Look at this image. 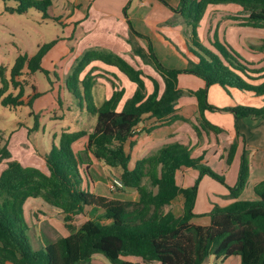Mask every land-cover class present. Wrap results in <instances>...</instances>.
I'll return each mask as SVG.
<instances>
[{"label": "trees", "instance_id": "1", "mask_svg": "<svg viewBox=\"0 0 264 264\" xmlns=\"http://www.w3.org/2000/svg\"><path fill=\"white\" fill-rule=\"evenodd\" d=\"M14 1L17 7L7 11L25 13L30 8L46 12L52 0H3ZM176 13L190 20L188 33L194 59L187 57L184 68H168L158 58L152 40L136 32L129 21L131 35L148 42L147 50L140 46L133 53L146 65H151L164 83L153 82V92L148 94L143 72L136 69L122 56L107 50H88L73 68L68 81H78L80 75L94 62L117 68L136 85L133 95L126 99L121 109L125 89L113 84V93L91 112L97 116L94 131L64 133L60 149L44 157L47 173L24 166L12 159L5 146L0 149V162L7 160L0 174V264H87L96 255L104 256L111 264H207L211 257L227 260L241 258V264H264V181L254 188L256 201L238 199L250 176L247 151L241 157L239 176L232 196L236 199L227 207H216L210 213V225H196L191 220L198 215L195 205L199 183L204 175L224 180L215 173L203 158L192 157L189 145L173 143L157 153L140 159L130 168L131 154L126 144L134 137L136 128L146 117L153 118L159 126L171 125L188 119L175 115V107L184 91L179 88V76L193 75L205 82V88L189 91L198 100L197 124L191 122L199 137L202 133L219 135L221 127L206 118V112H230L236 120L237 139L228 149L227 163L231 164L243 134L238 128L240 119H264V41L257 49L250 47L253 55L263 54L259 61L241 55L226 39L215 33L214 40L206 43L198 35V27L209 6L235 4L243 14L231 18L239 27L264 30V0H180L174 9L166 0H159ZM126 12V11H125ZM131 42V41H130ZM55 42L44 45L32 57L21 55L11 70L10 77L0 68V107L20 106L25 93L24 82L18 79L25 67L29 73L44 72L42 61ZM69 85V82H68ZM221 87L231 96V90L262 98L261 106L237 105L220 109L209 102V89ZM13 87L17 95L9 94ZM35 89V87H33ZM34 95L30 103L37 97ZM88 136L85 150L75 152L72 145ZM244 138V137H243ZM62 140V141H63ZM245 141V138L243 139ZM246 142V141H245ZM9 144V143H8ZM93 156L109 168L118 171L121 192L134 189L138 201L123 200L90 191L83 185L80 166ZM89 165V164H88ZM183 169L200 171L195 185L183 188L176 182V173ZM84 172L88 177L87 169ZM91 178V177H90ZM90 180V179H89ZM183 197V209L177 216L167 210L178 197ZM40 198L50 206L61 210L65 226L71 234L33 250L29 241V226L24 217V205L28 199ZM93 213L80 227L77 217ZM127 258L142 261H130Z\"/></svg>", "mask_w": 264, "mask_h": 264}, {"label": "rangeland", "instance_id": "2", "mask_svg": "<svg viewBox=\"0 0 264 264\" xmlns=\"http://www.w3.org/2000/svg\"><path fill=\"white\" fill-rule=\"evenodd\" d=\"M110 1L113 0H99L98 6H117L115 3L111 4ZM142 1L145 0L127 1L125 7H127L126 10L129 17L141 18L146 14L148 9L151 8L150 3H146L144 5L142 4ZM96 4L97 1L94 4L92 3L91 6L96 8ZM77 5V0H52V5L46 9L45 13L36 8H30L25 13H16L7 11L8 7H17L18 4L16 2H5L0 0V68L6 70V75L8 78L10 77L11 70L19 56L28 55L32 57L44 45L55 42V45L47 52V55H45L46 58L42 63L44 72L37 71L31 74L29 73L27 67H25L23 75L18 79L20 82L23 81L25 86V93L21 98L23 104L20 106L0 107V149H2L5 146L6 141H8L9 144L7 143V148L12 154V159L19 161L24 166H32L40 169L42 168L43 170L48 171L46 164L42 159H44V157L47 155H53L56 149H60L62 143L65 144V141L62 139L64 133H76L81 131H85L88 134L92 133L97 122V116L93 114L91 110L95 106L99 107L105 101V90L101 88L103 87L102 85L95 84V77L91 72H83L80 75L79 83L75 80L68 81V78L73 72L74 66L77 64V61L81 59L83 54L88 50L100 49L95 47V42H98L101 39H106L105 32L104 34L100 33L101 30L94 32V30H91L90 28L87 29L85 25L84 27L86 29H84L83 26H79L75 33L72 32L74 27L73 23H75L76 20L80 18L79 13L83 11V7L85 5L90 6V3L86 2V0H81L80 4L78 6ZM165 8L171 10V8L168 6ZM73 10L74 13L68 17V13L72 12ZM210 13L211 14L208 19L204 21L201 31L203 33L202 40H205L206 43L208 42L207 37L212 39V41L214 40L215 33H218L220 38H223L224 34V37L226 38V36H228L229 30L234 29L232 28L233 26H238V24L234 23L231 18L243 14L242 10L238 9L237 7L216 8ZM179 20L181 23L184 22L182 25V36L185 37L188 47L181 46L182 44L177 42L175 36L173 34H169V32L166 34V37L168 38V41L172 43V48H170L168 42L165 43L163 41L159 43L154 38V40L157 42L155 43L157 44V47H165L163 56L169 54V51L167 50L168 47L171 49V51L173 50V52L175 51L176 54L178 53L181 56L192 46V42L188 35V33L191 31L189 26L190 20L188 18H185L181 15V13H179L169 20H166L165 26H167V28H174L177 26L176 24L180 22ZM87 21L88 24L91 23V19H88ZM216 24H218V26ZM128 26L130 27L129 24ZM237 29L240 30V39H238L239 48H241L243 44L249 45L252 43L255 44L257 46L256 48L258 49L263 44L264 30L243 28ZM234 33L235 32H230V34ZM130 41L133 45V48L138 46L137 41L136 43L133 41V39H130ZM238 47L235 49L241 55L247 57ZM243 50L248 53L250 52L248 51L247 47ZM133 54L134 53L132 52L130 53V57L132 56V62H136V67L140 68V70L143 72L144 79H147L146 81H151L150 78L153 77L148 74L149 71L146 67L150 69L154 68L151 65L146 66V64H144L142 61L137 60ZM158 58L161 61L159 56ZM254 58H257L258 60L262 57L259 55ZM175 62V65H181L180 61L175 60ZM99 71V75L105 78L108 83H110V86L113 85L112 82H115L112 78L113 76H110L106 71ZM153 76L156 77L155 75ZM158 78L162 84V79L160 77ZM117 82L119 83V81ZM115 84L117 83L115 82ZM192 85L195 84L193 83ZM33 87H35V89ZM130 90L131 87L128 86L127 91ZM220 90L215 88L213 91H211L213 100L217 101L216 107L220 109L231 107L229 97L224 95L225 93L220 92ZM10 93L17 95L18 90H15L13 87H11L9 94ZM36 94L38 96L30 103ZM184 94L188 95V92H185ZM221 113L225 115H222ZM215 114L216 116L213 115L211 118V121L213 122L227 123L228 119H230V112L219 110L216 111ZM223 116L226 117L222 118ZM231 119L232 126L230 128L226 124H224L226 128L224 126L222 127V140H224L226 144L229 139V135L234 134V120L233 118ZM188 120L191 124V119ZM195 120L193 118V122ZM249 121H251V119H249ZM246 124L249 128H251L249 132H251L252 136H254L256 139H260L263 136L262 129L254 128L255 126L252 122ZM239 140L243 143V147L241 148L242 153L241 156L238 157V161L237 158L235 159L234 157V163L232 162L231 164H228L227 161L225 162L224 160H221V155L219 156L216 154V150L213 149V151H208L207 154L201 156L203 158L202 162L204 164L208 165L218 175L224 177L223 181L207 174L202 177L199 183V188L201 186L202 190L200 197L202 199L203 205L206 207L211 205L212 209L209 212L204 210V212L198 214L200 215L199 217L202 218L200 219L201 221H204V217L208 216L206 214L210 213L216 207H223L225 205V207H227L230 205L225 204L227 201L234 202L236 200L232 196V189L236 187L239 171L236 178L233 177L234 172L239 168L240 159L245 151H247L249 154L253 150L252 147L247 146L242 137H239ZM87 141L88 136L81 138L72 145V149L77 153L84 151ZM226 149H228V147H226ZM84 157L86 158V162L89 163L91 159L88 160V156L86 155ZM201 157L193 158L199 159ZM213 157L216 158L214 163L210 162L209 160ZM6 163L7 160L0 162V174L5 169ZM106 168L110 170L113 175H116V172H118L114 168ZM80 169V173L84 179L83 185L92 189L91 179L85 174V168H83V165L80 166ZM91 171L95 177V181L99 180L101 184L108 186L109 190L113 194V197L117 199H124L128 197L133 198V196H135L137 193L136 190H134L133 193L125 195L122 192H118L117 189L112 188L111 185L113 179L106 180L104 177L106 171L102 168H96ZM196 172H198V176L195 182L200 178V171L196 170ZM205 177H207L208 182L204 181ZM262 181H264V178ZM260 182L261 181L258 177L255 175H250L248 183L238 199H240L242 195L241 200H258V197L254 194V188ZM222 189L225 191L224 193L219 192L222 191ZM105 190L107 189L105 188ZM97 192L98 194L111 195V193L108 191H103V193H100L99 188H97ZM209 193H212V197L209 195ZM213 198L217 199L214 200ZM210 202H213V204ZM172 210L176 213V215L181 213L178 199L175 201ZM92 216L93 213L88 211L87 215L77 217L75 226L77 228L80 227ZM24 217L29 226L28 235L30 245L33 250H37L42 246L47 245L48 243L61 237H65L71 233V231H69V229H67L64 224L61 211L50 206L40 198L29 199L25 203ZM127 260L138 261L142 263L140 259L127 258ZM221 263L219 262V264ZM224 263L241 264V258L239 256H234L231 259H227ZM87 264L111 263L104 256L96 255Z\"/></svg>", "mask_w": 264, "mask_h": 264}, {"label": "crops", "instance_id": "3", "mask_svg": "<svg viewBox=\"0 0 264 264\" xmlns=\"http://www.w3.org/2000/svg\"><path fill=\"white\" fill-rule=\"evenodd\" d=\"M81 0H77L78 5L80 4ZM97 1L96 4V8L92 7V3L94 4ZM98 1L99 0H86V2L90 3V6H84L83 7V11L79 13L80 18L78 20H76L75 23H73L74 27H73V31L75 33L76 29L79 26H83L84 25L87 27V29H91L94 30V32L96 31H100V33L104 34V32L106 33V39H101L98 42H95V47L96 48H100L101 50H107V51H112L120 56H122L123 58H125L131 65H133L136 69V62H132L131 57H130V53H133V45L130 42V39H133V41H137L138 46H140L141 48L147 50L148 47V43L146 42L145 39L143 38H139L138 36H133L131 35V29L128 26L129 21L132 23L133 28L136 32L143 34L145 36H148L154 45V50L156 51L157 55L160 57L162 63L168 67V68H184L187 65V57L194 59V56L189 52V50L186 53H183V55H179L178 53L176 54L175 51L173 52V50L171 51L170 48L173 47L172 43L168 41V38L166 37V34H173L175 36V39L177 42H179L180 44H182L181 46H186L188 47V43L187 41H185V37L182 36V25L183 23H181V21L179 23H177L174 28H167V26H165V21L169 20L170 18H172L173 16L178 15L179 13L173 11L172 9L169 10L168 8H165L166 6L159 0H148V1H142V4H146V3H150L151 8L148 9V11L146 12L145 15H143L141 18H131L129 17V15L127 14V10L125 7L126 3L128 0H118V1H110L111 4L115 3L117 4L116 7H104L103 5L98 6ZM171 1V2H170ZM167 2H169L170 6L174 9H177L179 7V3L180 0H167ZM77 5V6H78ZM221 7H237L238 9L242 10L241 7H239L238 5L235 4H230V5H215V6H209L205 16L203 17L200 26L198 28V33L200 36V39L203 38V33L202 28L204 25V21L206 19H208V17L210 16V12L213 9L216 8H221ZM104 10V11H101ZM93 11V12H92ZM126 11V12H125ZM74 13V10L72 12L68 13V17L71 16ZM241 15V14H240ZM91 19V23L88 24L87 20ZM234 21V20H232ZM234 23H237V21H234ZM135 25V26H134ZM218 26V24H216ZM232 28L234 29H230L228 32V36H226V39L235 47L237 48L238 45V39H240V30H238L237 28L241 29H253V28H249V27H239V26H233ZM84 29H86L84 27ZM191 29V27H190ZM255 30V29H253ZM259 30V29H257ZM214 32V31H213ZM230 32H235L234 34H230ZM237 33V34H236ZM218 34V33H217ZM152 37H151V36ZM214 35V34H213ZM136 38V39H134ZM154 38L159 42H165L170 45V48L168 47L167 50L169 51V54H167L164 58L163 56V51L165 47H157V43ZM209 40V37H207ZM220 38V37H219ZM223 38L224 34H223ZM222 37L220 38V40L223 39ZM185 41V42H184ZM205 41V40H203ZM186 43V44H185ZM255 44L250 43L249 45L247 44H243L241 46V49L244 54L247 56V58L249 60H255V61H259L260 59L257 60V57L259 55H261V57H263V54H258V55H253L251 52H246L243 49H245L246 47L248 48V51L250 50V47L253 46ZM172 46V47H171ZM184 50V49H183ZM171 52V53H170ZM135 56V58L139 61H142L141 58L135 54H133ZM46 58V56L43 58ZM164 58V59H163ZM175 60H178L181 62V65H175L176 62ZM42 61V63H43ZM143 62V61H142ZM144 63V62H143ZM149 66V65H146ZM145 66V67H146ZM173 66V67H170ZM176 66V67H175ZM147 70L149 71L148 74L151 75V77H153V79L157 80L160 83L161 86V92L163 91L164 88V83L158 80L160 77L159 74L154 70V69H150L148 67H146ZM106 71L110 76H113L112 78L114 79V81L117 83L116 85L118 86L119 89L124 88L125 89V95L124 98L119 106V109L122 108L124 102L126 101L127 98L131 97L136 89V85L132 82H129L128 78L122 74L117 68L115 67H111V66H107L101 62H94L92 63L89 67H87L85 69V73H92L95 77V84H100L102 85L104 90H105V100L109 99L113 93V85H109L110 83H108V81L103 78L102 76L99 75L100 71ZM85 75V74H84ZM153 75H155L156 77H154ZM108 76V75H107ZM97 77V79H96ZM111 78V77H110ZM161 78V77H160ZM184 78V79H183ZM162 79V78H161ZM145 83H146V88H147V93L150 94L153 92L154 86H153V82L152 81H146L147 79H144ZM119 81V83L117 82ZM163 81V80H162ZM114 82V83H115ZM195 85H192V84ZM130 86L131 90L127 91V87ZM179 88L182 91L185 92H189V91H197L201 88H205V82L200 79L197 78L193 75H188V74H182L179 76ZM222 89L219 86H212L209 89V102L211 104H213L214 106H217V101L213 100L212 98V93L211 91H213V89ZM220 92L225 93L224 95H227L229 97V102H230V106H237V105H248V106H261L263 104L262 98L259 97H255L252 94H245V93H241L236 89H232L231 90V96L228 95L223 89L220 90ZM236 97V99H235ZM175 115H178L180 117H183L185 119H191V121L193 122V118L196 120L193 122L194 124H197V118L199 116V108H198V100L195 96L193 95H187L184 94L178 101L176 107H175ZM222 115H225L223 113H221ZM216 116L215 112H211V111H207L206 112V118L213 124L219 126V127H225L224 124H226L229 128L232 126V119L234 120L233 122V131L234 134H230L229 135V139L227 141V145L224 140H222V135L223 134H219V135H215V134H207L205 132L202 133V136L199 137L197 135V133L195 132V130L193 129L192 124L188 123V122H184L182 120H178L175 123L171 124V125H160L157 123V121L153 118H149L146 117L145 120L136 128V133L134 135V137L126 144V149L130 152L131 154V162H130V168L133 169L136 165V162L140 159L149 157L155 153H157L161 148H163L166 145L169 144H173V143H181V144H185V145H189L191 150H192V156L193 157H201L204 154H207L208 151L216 150V154H218L219 156L221 155V160H224L225 162L227 161V156H228V149L230 148V146L233 144V142L236 140L237 138V132H236V120L234 118V116L230 113V119H228V122H224V123H220V122H213L211 121L212 116ZM226 116H223L222 118H225ZM250 118H246V119H240L238 120V128L240 130V132L243 134V137L245 138L246 144L248 147H252L253 150L249 153V161H250V175L253 176L255 175L256 177L259 178L260 181L263 180L264 178V119H251V121H249ZM252 122L253 125L255 126L254 128H259L262 129L263 132V136L260 139H256L254 136H252V133L249 132V130H251V128H249L247 126L246 123H250ZM257 122V123H254ZM226 128V127H225ZM254 130V129H252ZM210 135V136H208ZM242 137V138H243ZM210 138V140H209ZM243 138V139H244ZM239 140V139H238ZM87 144V142H86ZM86 146V145H85ZM226 147H228V149H226ZM243 147V143L239 140V146H238V151L237 154L235 156V159L237 158L238 161V157L241 156V148ZM212 150V151H213ZM215 157L210 158V162H215ZM234 159V161H235ZM43 160V159H42ZM44 161V160H43ZM234 163V162H233ZM240 163H241V159L239 162V168L234 172L233 177L236 178L238 171L240 169ZM89 164V165H88ZM88 166V171L90 173V179L92 182L91 188L87 187L90 191L97 193V188L100 189V193L103 191H108L111 193V195H106L109 197H113L112 192L109 190L108 186H104L103 184H101V182H99V180L95 181V177L92 173L91 170L96 169V168H102L106 171V174L104 175V177L106 178V180H111L114 179L118 176V172H116V175L108 170L102 162L98 161L97 159H95L93 156H91V160L89 163L83 165V168L87 169ZM40 169V168H39ZM41 170H43L41 168ZM45 173H47V171L43 170ZM198 176V172H196V170L193 169H183L182 171H178L176 173V182L179 186L183 187V188H189L192 187L194 185L195 180L197 179ZM204 181H207V177L204 178ZM105 188L107 190H105ZM103 190V191H101ZM134 189H128L125 192H122L125 195H129L130 193H133ZM201 186L199 188L198 191V197H197V201H196V206H195V213L198 215L201 212H204V210H206V212H209L212 209V206L210 205L209 207H206L203 205L202 199H201ZM118 192H121L118 190ZM137 192V191H136ZM220 193H224L225 191L222 189V191H219ZM255 194V193H254ZM101 195H105V194H101ZM209 195L212 197V193H209ZM214 197V196H213ZM242 197V195H241ZM240 197V199H241ZM115 198V197H113ZM33 199V198H31ZM38 199V198H36ZM179 200V204H180V208H181V213H182V209H183V203H184V199L183 197H178L177 198ZM176 199V200H177ZM211 199V198H210ZM214 200H216L217 198H213ZM29 200V199H28ZM27 200V201H28ZM123 200H132V201H138L139 200V194L138 192L135 194V196H133V198H124ZM175 200V201H176ZM169 207H167V210H172V207L174 206V203ZM211 204H213V202H210ZM233 203L232 201H227V203L225 204H231ZM202 205V206H201ZM226 206V205H225ZM223 206V207H225ZM60 210V209H59ZM200 210V211H199ZM61 211V210H60ZM175 213V212H174ZM181 213L179 215H181ZM176 214V213H175ZM177 215V216H179ZM200 215H198V217H195L191 220L192 223L196 224V225H202V226H208L210 225V217L209 216H205V220L201 221L199 217ZM65 224V223H64ZM71 234V233H70ZM70 234L66 235L65 237L69 236ZM232 258V257H231ZM229 258V259H231ZM222 261V263H221ZM226 260L223 259H217L216 257H211L209 262L207 264H219V262L221 264H225Z\"/></svg>", "mask_w": 264, "mask_h": 264}, {"label": "built area", "instance_id": "4", "mask_svg": "<svg viewBox=\"0 0 264 264\" xmlns=\"http://www.w3.org/2000/svg\"><path fill=\"white\" fill-rule=\"evenodd\" d=\"M111 186H112V188L117 189V188H122L123 184L118 179L114 178L112 180V185Z\"/></svg>", "mask_w": 264, "mask_h": 264}]
</instances>
